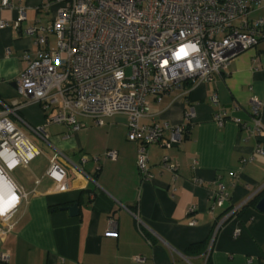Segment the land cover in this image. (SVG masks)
<instances>
[{
	"label": "crops",
	"instance_id": "crops-1",
	"mask_svg": "<svg viewBox=\"0 0 264 264\" xmlns=\"http://www.w3.org/2000/svg\"><path fill=\"white\" fill-rule=\"evenodd\" d=\"M2 1L0 21L9 25L0 27V99L15 106L22 100L11 83L26 70L25 54L33 58L37 50L26 29L48 26L57 6L46 8V0H9L3 7ZM21 9L24 21H19ZM251 17L264 18V7ZM215 93L217 107L211 102ZM253 98L264 103V40L240 53L214 82L184 84L160 101L151 98L142 125L186 124L188 133L179 146H149L148 182L138 171V143L127 139L126 115L103 125L78 116L76 133L52 123L46 129L51 145L12 118L40 140L36 145L21 129L40 154L11 174L30 196L13 232L0 237V256L7 254L8 264H264V213L256 207H243L225 220L210 248L227 211H212L216 184L225 185L230 206H241L264 189V154L258 152H264V131L253 133ZM222 111L226 116L220 124L215 115ZM18 114L33 127L50 117L33 102ZM261 121L264 130V108ZM56 150L62 154V183L47 176ZM109 151L117 152V160L105 156ZM164 156L177 164L175 174L161 168ZM75 204L78 214L71 216L67 208Z\"/></svg>",
	"mask_w": 264,
	"mask_h": 264
},
{
	"label": "built area",
	"instance_id": "built-area-1",
	"mask_svg": "<svg viewBox=\"0 0 264 264\" xmlns=\"http://www.w3.org/2000/svg\"><path fill=\"white\" fill-rule=\"evenodd\" d=\"M2 5L9 7V0H3ZM53 6L57 9L48 26L26 29L37 50L33 58L25 54L26 70L16 82L21 104L11 106L0 99V237L13 232L16 215L30 196L13 181L11 173L40 154L12 118L51 145L46 129L52 123L76 133L81 129L78 116L103 125L106 119L126 115L127 139L138 143V171L142 181L148 182L152 179L149 146L173 148L181 145L188 133L186 124L142 125L150 99L160 101L184 84L214 82L240 53L264 40V18L251 17L264 7V0H46V8ZM25 19L21 9L19 21ZM8 25L0 21L1 28ZM15 27L19 28V22ZM32 102L50 114L42 126L33 127L18 114L22 105ZM211 102L219 105L218 94H213ZM251 106L253 133L261 134L264 103L253 98ZM225 116L222 111L215 119L223 124ZM193 117L194 113L188 112L187 122ZM166 130L170 131L168 138ZM105 156L118 158L116 151ZM60 158L62 154L56 150L47 176L62 183L65 171L58 163ZM94 159L99 161V157ZM87 161L84 157L83 162ZM161 168L175 174L177 164L164 156ZM229 202L225 185L217 183L212 211H227L210 248L223 222L249 201L241 206ZM0 259L8 264L10 258L1 254Z\"/></svg>",
	"mask_w": 264,
	"mask_h": 264
},
{
	"label": "water",
	"instance_id": "water-1",
	"mask_svg": "<svg viewBox=\"0 0 264 264\" xmlns=\"http://www.w3.org/2000/svg\"><path fill=\"white\" fill-rule=\"evenodd\" d=\"M11 85L13 87L17 86L16 83H11ZM67 209L70 212L71 216H77V214H78V205L77 204H75L74 206L67 208ZM256 209H257V211L264 213V196L258 201V203L256 205Z\"/></svg>",
	"mask_w": 264,
	"mask_h": 264
},
{
	"label": "rangeland",
	"instance_id": "rangeland-1",
	"mask_svg": "<svg viewBox=\"0 0 264 264\" xmlns=\"http://www.w3.org/2000/svg\"><path fill=\"white\" fill-rule=\"evenodd\" d=\"M51 38H52V40H51V41H52V44L55 46V39H53V37H51ZM258 45H259V44H258ZM256 47H257V46H256ZM256 47L250 49L249 51H251V50H255ZM21 129L26 133L27 136L30 137L31 140L34 141V143H36V145H39V143H40V140H39V139H37L36 137H34V136H32V135H29V134H28V131H27V129H26L25 127L21 126ZM18 172H19V169L13 171L11 174L14 175V176H16Z\"/></svg>",
	"mask_w": 264,
	"mask_h": 264
},
{
	"label": "trees",
	"instance_id": "trees-1",
	"mask_svg": "<svg viewBox=\"0 0 264 264\" xmlns=\"http://www.w3.org/2000/svg\"><path fill=\"white\" fill-rule=\"evenodd\" d=\"M264 196V189L260 191L256 196L249 200V202L243 207H253L255 209L258 201ZM244 209V208H243ZM238 213V212H237Z\"/></svg>",
	"mask_w": 264,
	"mask_h": 264
}]
</instances>
